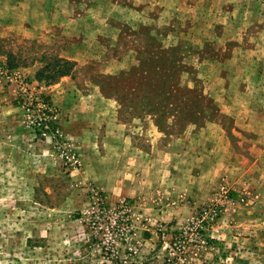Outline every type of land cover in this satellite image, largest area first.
I'll return each instance as SVG.
<instances>
[{
  "label": "rangeland",
  "instance_id": "obj_1",
  "mask_svg": "<svg viewBox=\"0 0 264 264\" xmlns=\"http://www.w3.org/2000/svg\"><path fill=\"white\" fill-rule=\"evenodd\" d=\"M49 6L0 35L16 93L0 123V264H264V0ZM151 57L169 97L96 83L136 88ZM6 60L57 110L76 164L25 126ZM160 100L174 103L162 126Z\"/></svg>",
  "mask_w": 264,
  "mask_h": 264
},
{
  "label": "built area",
  "instance_id": "obj_2",
  "mask_svg": "<svg viewBox=\"0 0 264 264\" xmlns=\"http://www.w3.org/2000/svg\"><path fill=\"white\" fill-rule=\"evenodd\" d=\"M3 71L10 81L16 82L25 126L31 129L38 139L53 142L60 149L62 156L76 164L77 155L68 145L70 139L62 134L59 113L52 107L48 97L38 94L39 90L13 69L6 68Z\"/></svg>",
  "mask_w": 264,
  "mask_h": 264
},
{
  "label": "crops",
  "instance_id": "obj_3",
  "mask_svg": "<svg viewBox=\"0 0 264 264\" xmlns=\"http://www.w3.org/2000/svg\"><path fill=\"white\" fill-rule=\"evenodd\" d=\"M54 1L55 0H41V3L39 4L37 0H0V35L3 36L14 35V34H21L22 32H27V30L25 29L27 20L20 18V10L21 13H26L27 12L26 10L28 8L29 13L38 17H40L43 13L45 14L47 13V15H49V13H54L53 11L47 12L49 8L51 9L49 5L52 4ZM61 8L63 7L61 6ZM31 22L34 21L31 20ZM18 70L23 73L30 72L28 69L20 68V67H18ZM2 83L3 82L0 80V115H2L5 118V120L0 121V123L2 122L3 124V122L5 121L7 123H10L12 121L13 123L16 120V119L14 120L16 116L12 114L4 116L2 114L3 113L2 111L4 110V107L7 106L9 107L8 112H16L14 99H13V96L15 98L16 95L15 86L12 84L8 87H5ZM61 84L65 85L66 83H55L54 85H49L48 89L60 90L59 86H61ZM52 94L56 96L57 100L59 99L58 92L55 91ZM65 126L66 125L62 124V127L66 130ZM68 135L72 136V138L74 136L73 134H68Z\"/></svg>",
  "mask_w": 264,
  "mask_h": 264
},
{
  "label": "trees",
  "instance_id": "obj_4",
  "mask_svg": "<svg viewBox=\"0 0 264 264\" xmlns=\"http://www.w3.org/2000/svg\"><path fill=\"white\" fill-rule=\"evenodd\" d=\"M154 57V56H153ZM151 57L149 60L143 62L144 70L143 75L141 76V79L137 82V86H133L132 84H129L128 79H124L125 77H122L121 75H111V76H105L104 79L101 81H96L97 84H101L103 88L106 89V93L108 95L119 97L121 100H128L132 103H138V104H145V105H151L153 102L150 100L151 95L153 97L164 95L165 97L173 94V91H163L159 90L160 84L162 83V80L158 79L157 72L155 71V65L153 64L154 58ZM61 61V66L65 69H61L60 65L57 68V75L53 77V79L57 80L58 76H62L65 73L70 70L69 65L71 64V61L65 59V58H59ZM7 60V68L14 69L16 68L11 62ZM75 64V63H74ZM14 67H13V66ZM155 72V73H154ZM63 73V74H60ZM153 75V76H151ZM152 79V81H151ZM133 80V78H132ZM131 81V80H130ZM128 85V86H127ZM162 100L159 101L158 104H160ZM174 104L170 101V103L166 102L164 105L160 104L159 110L161 111V119L159 120V125H161V121H163V115L166 112V106Z\"/></svg>",
  "mask_w": 264,
  "mask_h": 264
}]
</instances>
